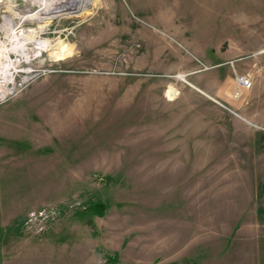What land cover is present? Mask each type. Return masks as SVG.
<instances>
[{"label": "rangeland", "instance_id": "374dc122", "mask_svg": "<svg viewBox=\"0 0 264 264\" xmlns=\"http://www.w3.org/2000/svg\"><path fill=\"white\" fill-rule=\"evenodd\" d=\"M74 2L41 20L0 0L55 141L0 264H264V0Z\"/></svg>", "mask_w": 264, "mask_h": 264}, {"label": "crops", "instance_id": "0c3cea01", "mask_svg": "<svg viewBox=\"0 0 264 264\" xmlns=\"http://www.w3.org/2000/svg\"><path fill=\"white\" fill-rule=\"evenodd\" d=\"M26 90L30 91L29 96L23 99ZM37 91L26 87L12 99L15 102L9 100L0 105V222H7L10 215L20 216L25 208H30L29 203L19 201L17 192H31L32 176L46 173L43 170L48 159H53V124L50 123L48 131L47 119L39 113L40 99L34 97L39 94ZM27 184L30 191H26Z\"/></svg>", "mask_w": 264, "mask_h": 264}, {"label": "built area", "instance_id": "2783aa9c", "mask_svg": "<svg viewBox=\"0 0 264 264\" xmlns=\"http://www.w3.org/2000/svg\"><path fill=\"white\" fill-rule=\"evenodd\" d=\"M5 25V30L9 29L10 21ZM20 35L21 33L19 35L15 34V37L11 38V42L14 41L13 47L10 48L11 50H7L1 46V44L6 45L3 39H6L7 36L4 35V38H2L0 34V105L20 94L41 75V71L31 64V60L35 58L32 56V52L27 48H25V51L20 50L21 47L17 44ZM235 82L234 93L236 96L253 86V80L249 74H236Z\"/></svg>", "mask_w": 264, "mask_h": 264}, {"label": "bare ground", "instance_id": "6f19581e", "mask_svg": "<svg viewBox=\"0 0 264 264\" xmlns=\"http://www.w3.org/2000/svg\"><path fill=\"white\" fill-rule=\"evenodd\" d=\"M12 1L14 4L10 5V9L17 12L18 16H24V18H29V19L39 18L41 20L54 17L62 12L65 13L73 12L76 9L75 5L77 4L76 2H74V0H12ZM34 6L38 8L36 12H32L35 10V8H33ZM70 8L71 9L74 8V9L69 10ZM8 19L11 20V18ZM46 41L47 39L44 41V45L47 48H49L50 46L49 49L51 50L53 49L51 54L56 58H61L62 56H64L66 53L69 52L68 46L65 45L61 40H57L55 42L49 43L48 45H46L47 44ZM31 43H36V41ZM20 50L25 51V48H20Z\"/></svg>", "mask_w": 264, "mask_h": 264}, {"label": "water", "instance_id": "95a60500", "mask_svg": "<svg viewBox=\"0 0 264 264\" xmlns=\"http://www.w3.org/2000/svg\"><path fill=\"white\" fill-rule=\"evenodd\" d=\"M33 8H35V10L37 9L35 6L33 7ZM226 45V44H225ZM225 47V46H224Z\"/></svg>", "mask_w": 264, "mask_h": 264}, {"label": "trees", "instance_id": "16d2710c", "mask_svg": "<svg viewBox=\"0 0 264 264\" xmlns=\"http://www.w3.org/2000/svg\"><path fill=\"white\" fill-rule=\"evenodd\" d=\"M262 188L264 189V186Z\"/></svg>", "mask_w": 264, "mask_h": 264}]
</instances>
